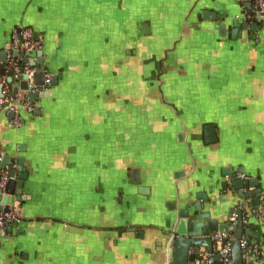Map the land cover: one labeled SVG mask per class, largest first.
Listing matches in <instances>:
<instances>
[{
  "label": "crops",
  "instance_id": "crops-1",
  "mask_svg": "<svg viewBox=\"0 0 264 264\" xmlns=\"http://www.w3.org/2000/svg\"><path fill=\"white\" fill-rule=\"evenodd\" d=\"M130 1L0 0V50L27 28L56 78L34 103L17 93L34 105L18 127L0 110V150L27 172L0 264H164L170 203L203 194L228 225L239 199L220 189L223 170L264 189V26L251 0H146L132 29ZM234 20L260 23L233 38ZM244 215L263 258L249 264H264V230Z\"/></svg>",
  "mask_w": 264,
  "mask_h": 264
},
{
  "label": "water",
  "instance_id": "water-1",
  "mask_svg": "<svg viewBox=\"0 0 264 264\" xmlns=\"http://www.w3.org/2000/svg\"><path fill=\"white\" fill-rule=\"evenodd\" d=\"M245 6L249 7L247 15H252V2H247ZM209 12H206L204 16H209ZM260 22L264 26V19ZM233 30L232 37L238 33L239 28L249 29L255 33L258 29L257 23L241 24L238 20L232 22ZM219 30H224V26H220ZM43 51L36 52L38 57L36 62L29 61L30 66H41L43 61ZM12 56L21 57V63H26V58L23 57L22 52L18 50L12 51ZM7 61L6 50H0V76L5 77V64ZM44 69H38L32 74L31 79L27 75H20L16 80L12 77H5L6 83L10 86L11 92L17 94L19 91L24 92L30 103H34L35 98H46L48 95V89L51 85L56 83L55 75L50 77L48 82L44 80ZM2 91V85L0 84V97ZM13 114H8V118L12 119ZM204 139L206 143H210L214 139V129L212 126L204 127ZM24 160L22 158H11L8 153H2L0 150V181L5 178L3 187L0 188V208L3 211L9 210L8 206H12L14 202H20L24 200L22 197L23 189L26 188L27 172L23 166ZM239 170H237V173ZM223 177H229L228 182L220 184V189L224 192L230 189L235 193L236 197L233 199H239V202L232 208L231 215H235V222L232 224L229 222L227 225L224 222H218L217 219H212L211 215H215L216 212L211 209L213 203L203 194H196V198L200 201L210 204V208L203 209L201 202H195L192 207L188 204L185 207L175 209L170 203L169 210L172 215L168 218V223L165 229V241L167 245V253L164 264H191L194 255L192 252L198 251L200 248L208 255V264H221L220 256L215 251L217 242L209 238L214 233H234L233 239L229 242L222 241L221 246L228 244L231 251L232 264H249L255 261L263 259L258 255H252L250 253L251 246L259 243L258 235H252L250 239V231L244 229L243 219H245V213L247 218L259 224L264 230V189L259 186L252 187L247 180H242L236 177V173H231L228 168L223 170ZM142 192V191H141ZM224 197L219 196V199ZM21 208V207H20ZM21 210V209H20ZM206 210V211H205ZM258 213L254 215V211ZM15 216L17 219L21 218L20 211L15 210ZM9 223H6L4 228H9ZM131 231V230H130ZM0 229V236H1ZM136 235L143 237L141 232H136ZM246 239V249L248 256L246 258L242 255V248L240 241ZM25 255V254H23ZM25 258V256H23Z\"/></svg>",
  "mask_w": 264,
  "mask_h": 264
},
{
  "label": "built area",
  "instance_id": "built-area-1",
  "mask_svg": "<svg viewBox=\"0 0 264 264\" xmlns=\"http://www.w3.org/2000/svg\"><path fill=\"white\" fill-rule=\"evenodd\" d=\"M252 2V16L250 19L261 20L264 19V0H251ZM249 19V20H250ZM42 38L40 36L34 35L31 30L27 28H21L19 30H14L10 36L9 40L4 48L7 52V61L5 64V77H12L16 80L20 75H27L29 79L33 73L38 70L37 66H30L29 61L34 60V54L41 49ZM18 50V52L23 53V57L26 58V63H21V57L12 56V51ZM5 77L0 76V84L2 85L1 97H0V110L6 114H13L12 119H10V124L14 127L20 125L19 113L26 112L31 113L34 110V105L30 104L26 100H20L17 94L11 92L10 86L6 83ZM50 74H44L45 82L50 80ZM240 178H244L240 175ZM5 178L0 181V188L3 187ZM15 214L9 209L3 211L0 208V229H3L6 223H11L17 221ZM230 222L234 224L235 215H231ZM209 238L217 243L222 241L229 242L232 237L229 233H214L209 236ZM242 248V255L244 258L248 256L246 249L247 241L242 239L240 241ZM220 256L221 264H232L231 251L228 244L221 246L217 251ZM250 253L252 255H257L258 250L256 248H251ZM194 258L191 264H207L208 255L204 252H192Z\"/></svg>",
  "mask_w": 264,
  "mask_h": 264
},
{
  "label": "rangeland",
  "instance_id": "rangeland-1",
  "mask_svg": "<svg viewBox=\"0 0 264 264\" xmlns=\"http://www.w3.org/2000/svg\"><path fill=\"white\" fill-rule=\"evenodd\" d=\"M146 2H147L146 0H131L129 2L127 6V13L125 15H122L128 18L126 20V23L128 22V28L132 29V25L135 23L134 20L139 13H141L144 17H146ZM122 19L123 18L119 19L120 27L122 25V23L120 22ZM131 29H129V32Z\"/></svg>",
  "mask_w": 264,
  "mask_h": 264
},
{
  "label": "trees",
  "instance_id": "trees-1",
  "mask_svg": "<svg viewBox=\"0 0 264 264\" xmlns=\"http://www.w3.org/2000/svg\"><path fill=\"white\" fill-rule=\"evenodd\" d=\"M255 22H256V21H255ZM256 23H258V24H259L260 22H256Z\"/></svg>",
  "mask_w": 264,
  "mask_h": 264
}]
</instances>
